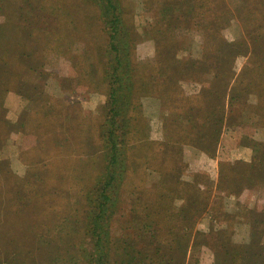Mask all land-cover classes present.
<instances>
[{"label":"rangeland","instance_id":"1","mask_svg":"<svg viewBox=\"0 0 264 264\" xmlns=\"http://www.w3.org/2000/svg\"><path fill=\"white\" fill-rule=\"evenodd\" d=\"M114 2L135 87L107 264H264V0ZM107 37L91 0H0V264H95Z\"/></svg>","mask_w":264,"mask_h":264},{"label":"trees","instance_id":"2","mask_svg":"<svg viewBox=\"0 0 264 264\" xmlns=\"http://www.w3.org/2000/svg\"><path fill=\"white\" fill-rule=\"evenodd\" d=\"M98 8L99 15L104 23L107 34L108 66L110 68L107 77L109 79V101L103 133L108 144L107 170L94 186L88 191L87 205L91 214L87 213L89 227L94 230L99 255L95 264H107L109 253H119L121 250L110 251V231L107 227L108 213L117 205L120 190H123L128 177V166L125 153L121 149L131 145L129 138L131 131L127 128V121L116 126L117 118H123L128 101L127 94L130 86H134L133 68L130 60L132 55L130 36L126 32L127 24H122L123 18L118 5L114 0H91ZM120 13V14H119ZM122 24V25H121ZM133 82V83H132ZM119 129V131H118ZM126 143V144H125ZM125 150V149H124ZM121 154H123L121 156ZM128 168V170H127ZM113 193V194H111ZM119 193V195H117ZM94 245V246H95ZM128 246H125L127 248ZM124 249V248H123ZM125 250V249H124ZM90 257L94 252L87 250Z\"/></svg>","mask_w":264,"mask_h":264}]
</instances>
